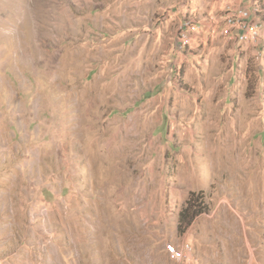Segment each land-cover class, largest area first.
Returning a JSON list of instances; mask_svg holds the SVG:
<instances>
[{
    "label": "rangeland",
    "instance_id": "obj_1",
    "mask_svg": "<svg viewBox=\"0 0 264 264\" xmlns=\"http://www.w3.org/2000/svg\"><path fill=\"white\" fill-rule=\"evenodd\" d=\"M0 264H264V0H0Z\"/></svg>",
    "mask_w": 264,
    "mask_h": 264
},
{
    "label": "built area",
    "instance_id": "obj_2",
    "mask_svg": "<svg viewBox=\"0 0 264 264\" xmlns=\"http://www.w3.org/2000/svg\"><path fill=\"white\" fill-rule=\"evenodd\" d=\"M220 18L218 33L222 36L235 38L240 42L256 40L259 37V27L263 26L260 19H254L249 6L227 4ZM194 27L190 19L182 21L178 30L179 46H187L192 39ZM190 245L180 247L168 246V253L172 260H183L190 257Z\"/></svg>",
    "mask_w": 264,
    "mask_h": 264
},
{
    "label": "trees",
    "instance_id": "obj_3",
    "mask_svg": "<svg viewBox=\"0 0 264 264\" xmlns=\"http://www.w3.org/2000/svg\"><path fill=\"white\" fill-rule=\"evenodd\" d=\"M206 211L205 203L202 196L194 191L189 192L185 201V206L178 212L177 230L184 232L191 225L194 219Z\"/></svg>",
    "mask_w": 264,
    "mask_h": 264
},
{
    "label": "crops",
    "instance_id": "obj_4",
    "mask_svg": "<svg viewBox=\"0 0 264 264\" xmlns=\"http://www.w3.org/2000/svg\"><path fill=\"white\" fill-rule=\"evenodd\" d=\"M222 3L221 2H219V3H217V4H215V6L212 8V10L214 11V10H217V9H221V7H222V5H221ZM232 5H239V4H232ZM241 6H249V5H247V4H243V5H241ZM222 13H223V10L221 11ZM211 13V12H210ZM221 13V14H222ZM222 17V16H221ZM221 17H219V18H221ZM220 20V19H219Z\"/></svg>",
    "mask_w": 264,
    "mask_h": 264
}]
</instances>
